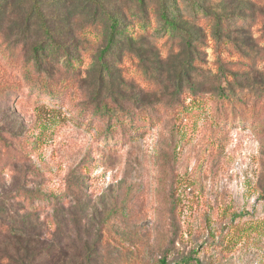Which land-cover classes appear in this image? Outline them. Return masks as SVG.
I'll return each instance as SVG.
<instances>
[{"label":"rangeland","instance_id":"rangeland-1","mask_svg":"<svg viewBox=\"0 0 264 264\" xmlns=\"http://www.w3.org/2000/svg\"><path fill=\"white\" fill-rule=\"evenodd\" d=\"M36 1L0 20V264L20 191L57 264H264V0Z\"/></svg>","mask_w":264,"mask_h":264},{"label":"trees","instance_id":"trees-1","mask_svg":"<svg viewBox=\"0 0 264 264\" xmlns=\"http://www.w3.org/2000/svg\"><path fill=\"white\" fill-rule=\"evenodd\" d=\"M11 1L13 2L14 0H11ZM22 1H25V0H22ZM32 3H33L32 7L30 9L31 12L35 9V5H37V1L32 0ZM15 11L16 9L14 8L13 5L11 6L10 9L9 8L7 9L6 0H0V20L2 18L1 17L2 14H5L6 12L13 13ZM31 12L26 13L27 18H30ZM163 15H164L165 24L166 25L170 24L169 26L172 27L173 24L170 22L171 19H169L166 13H164ZM42 18L43 20H45L44 17ZM118 21H119L118 15H116L113 11H109V18H108V27L110 29V33L108 35L109 46L103 49V51L101 52L100 57H102L103 59H104V55L109 52L110 46L116 43V41L123 39L121 38V35L116 32L118 25H119ZM120 42L121 41H119V43ZM55 45L57 44L53 40V42H50L49 46L46 47L47 51L44 53H39L38 48L40 47H35L33 51V57L31 56V61L34 63V65L33 64L32 65L35 68H37L41 64V59H40L39 54H49L52 52H56V49L55 50L49 49L50 46L52 47ZM63 53H64V56L66 55V57H63V55L61 57L69 61L70 60V56L68 54L69 51L65 50ZM48 79H49V76L47 74L37 73V80H39V83L36 85V87L43 90V92H45L47 96L55 95L56 94L55 88L48 87L47 84L45 83L48 81ZM219 86H220L219 84L214 85V87L210 88V91H213V92L220 91L221 92L219 93L220 95L223 94L222 95L223 97H228V100H230L232 97H229V94L225 93L226 89L222 86L221 87ZM194 89H195V85L192 84L190 86V90L194 91ZM199 99L200 98L198 96V93L192 92L190 93V99L187 105L189 107L195 106V105L197 106ZM187 105H185V107ZM185 107L182 106V109L184 108V110H186ZM129 122H130L129 124H133L132 121H129ZM15 198H17V201H15L17 206L15 207L13 216L14 218H16V220L15 222H12V223L17 224L19 222L17 227L19 229V232L22 233L21 236L25 237L26 244L22 247V249L25 252V261L28 264H30L31 262L34 263L36 261H40L43 259L46 262H52V264H57V262H59V259H64L67 256V254L65 253V248L68 245H65V244L63 245L62 241L60 242V240H58L57 235H56L57 230H54L50 234V236H47L45 235L46 234L45 231L41 229L39 225H34V223L32 222H29V224L27 223V219L34 216L36 213L35 210L38 209V206L34 205L35 200H38V201L41 200V202L46 204L45 207H48L51 204H55L52 201L53 200L52 196L50 197V195L46 193H40V192L32 193L31 191H26V192L20 191L17 193ZM11 232H12L11 228L3 229V227L0 225V242L2 241L6 242V240L10 237L9 234H11ZM161 262L163 264L165 263L164 260H162Z\"/></svg>","mask_w":264,"mask_h":264}]
</instances>
